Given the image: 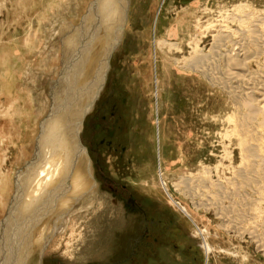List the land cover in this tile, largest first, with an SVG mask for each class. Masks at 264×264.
<instances>
[{
	"label": "rangeland",
	"instance_id": "1",
	"mask_svg": "<svg viewBox=\"0 0 264 264\" xmlns=\"http://www.w3.org/2000/svg\"><path fill=\"white\" fill-rule=\"evenodd\" d=\"M179 5L169 8L162 0H0V187L10 182L0 189V225L16 194L17 172L24 174L26 165H33L49 115L64 114L67 127L76 129L81 147L69 141L71 164L80 161L78 155L86 166L89 162L91 199L40 247L39 264H264V251L245 232H261L264 202H253L255 207L240 219L245 227L240 235L222 225L230 201L219 202L221 219L215 208L195 204L208 196L195 190L192 197L175 186L181 177L199 174L202 165H226L232 146L225 138L227 124L218 118L231 109L227 96L174 62L189 60L196 43L207 52L227 11L263 17L264 0H200L193 16L190 10L177 11L161 37L160 19ZM93 6L104 10V15L95 14L100 18L92 25L102 35L86 42L79 26L85 15L97 12ZM80 29L84 35L76 37ZM63 47L73 53L68 54L73 64L67 62V69H74L69 76L62 72ZM85 57L91 60L82 63ZM86 65L95 69L93 75L77 86L82 78L76 75L82 68L87 71ZM51 83L63 84L54 98L48 95ZM81 98L84 106L78 112L74 104ZM45 146L49 153L51 146ZM220 176L226 182L227 176ZM204 243L212 248L208 255ZM36 249L26 255L29 264ZM2 251L0 264L5 263Z\"/></svg>",
	"mask_w": 264,
	"mask_h": 264
},
{
	"label": "bare ground",
	"instance_id": "2",
	"mask_svg": "<svg viewBox=\"0 0 264 264\" xmlns=\"http://www.w3.org/2000/svg\"><path fill=\"white\" fill-rule=\"evenodd\" d=\"M118 5L113 6L110 13H115L114 11ZM96 8L97 12L91 10L92 13L88 16L85 15L86 17L83 18L79 26L82 32H84L86 40H88L86 42H89V40L90 42L96 40L102 35L101 31H99L100 34L97 31L99 35L93 32L96 27L94 29L92 25L98 22L96 18L100 16V14L99 16L97 15V17L95 16V14H98V11H100L99 7ZM101 9H103L102 6ZM117 9L120 16L121 13L119 12L122 9L121 4ZM100 12L104 15V10ZM234 23L236 27L233 29ZM68 25L69 24L65 26ZM102 26L103 24H100L98 29H101ZM115 26L114 24V28ZM63 27L64 26L60 27L61 30ZM69 27L72 28L71 26ZM81 29L78 34L77 30L75 31L76 34H74L76 37L77 35H84L81 33ZM117 30H119L118 25L116 31ZM72 34L73 33H71V35ZM62 35L60 39L63 38ZM71 35L68 36L72 38L73 35ZM66 36L64 35V39ZM64 39H61V41H64ZM71 42L69 41L68 43L70 44ZM72 44L74 43L72 42L70 47L73 48L77 45L75 44V46H72ZM93 44H95L94 41L92 45ZM198 44L196 43L193 46L192 57L189 60L180 63V61L176 59L174 62L180 70L199 75L208 85L217 87L224 93V96H227L228 108L231 109L221 114V117L218 118H220L221 122L227 124L225 138L228 139L229 147L232 146V148L230 147L231 151L229 152L226 150L228 152L227 155L225 154L226 158L224 157L227 161L226 165H222L223 161L219 162L218 166H213L211 168L202 165L199 174L181 177L175 186L192 197L196 194L195 190L201 191V194L200 192L199 194L202 195V197L203 195L208 196H205L207 200L203 199L204 201L206 200L205 203H203L204 201L202 200L203 202L195 201V204L197 207L204 205L206 209L210 207L215 208L220 214L218 215L221 219V210L223 211V209L220 203L222 200L230 201L227 209L228 213L224 216L225 219L223 218L224 222L222 225L227 230L242 235V230L245 229V227H243L244 225H239L240 219L246 216L251 208L255 207H253V202L259 199L260 202H264V15L261 17L254 11H243L239 14L227 11V17H223L221 24L217 26L216 33L213 34L212 43L207 52H203L202 49L198 47ZM85 46L87 47L86 43ZM168 46L179 49L176 44L170 43ZM64 47L63 49L67 50ZM70 47L68 46L67 48L69 49ZM77 48L78 47H76V49ZM88 48L89 45L87 49L85 48V51H87ZM63 51L62 55L64 58H62V65H64V67L62 72L67 73L66 71H68L67 74L69 76L72 73L71 69L74 71L72 68L73 66L70 70L67 69V66L70 67V64H73L70 59V55L73 53L67 50L64 51L63 54ZM78 51L80 50H77V52ZM69 53L70 55H68ZM79 53L81 54L82 51ZM92 59L94 61L93 57ZM87 60L90 61L91 58L84 60L82 63ZM67 62L71 63L67 65ZM86 66L87 71H82L85 68L83 65L84 68L79 70L78 74L74 72L75 75L77 74L76 76H78V78H82L80 82L77 81V86L78 83L83 84L86 76L90 78L93 75L94 68L91 70L89 65ZM76 67L74 65L75 69ZM88 68L92 72H90ZM81 71L82 73H80ZM83 72L86 74L84 75ZM70 78L67 79L70 80ZM76 78L77 77H75V79ZM62 81H60V83ZM65 84L67 85V83ZM60 87L59 85L53 86V83H51L48 88V95L54 98V94L58 93ZM91 89L90 87V90ZM59 95L61 94H58V96ZM81 102H83L82 98L79 105L74 104L76 108L78 106V112H80L84 106ZM52 109L50 111H52ZM49 116L50 117L47 116L48 119H46L44 127L41 129L33 165L31 164L32 166L30 167L26 165V163L27 171L24 174H22L23 172L21 171L17 172V180H15L17 187L16 194L9 206L8 218L3 222L4 224L2 223V225H0V232L3 237V239L1 237L3 244L1 243L2 247H0V250L2 251L3 249L2 253H4L5 256L4 264H29L26 262V255L32 254L33 252H31V249L36 247L37 249L34 251L36 256L33 254L31 259L34 260L32 264H39L40 247H43L45 241L49 239L51 235L63 228L71 213L82 208L91 199L92 186L88 173L89 162L88 166H86L87 162L84 160V156L81 158V156L78 155L80 157L79 163L76 162L71 164L72 155H70L68 148L69 141L73 138L72 141H74V145L76 144L78 147H81V142L78 137L75 136L76 129L74 127V129H72V127L68 126L71 128L70 130L67 127L66 120L63 119L61 115L56 116L54 114V116ZM73 122L77 124L76 119H73ZM45 145L51 146V153L46 151L47 155L44 154L46 152L43 150L45 147H48ZM224 147L226 148V145ZM233 148L237 149L239 155V160L236 165V158H234V152H236V150ZM223 152L226 153L225 151ZM74 154L76 155L77 151ZM44 155H46L45 158ZM214 175L217 177L216 180H212ZM220 175L227 176V178L223 177L226 182L222 181L223 179H221ZM68 180H71V184L67 183ZM9 183V180H5L4 185L0 187L1 191L4 190ZM211 197L215 200H212ZM255 204H257V202ZM261 223H263L261 232H258L254 228L252 230L250 229V231L245 230V232H248L251 239L260 246V250L264 251V222ZM204 249L207 255L212 250L211 246L206 243H204ZM0 255L3 256V254ZM8 255L11 257L8 258Z\"/></svg>",
	"mask_w": 264,
	"mask_h": 264
},
{
	"label": "crops",
	"instance_id": "3",
	"mask_svg": "<svg viewBox=\"0 0 264 264\" xmlns=\"http://www.w3.org/2000/svg\"><path fill=\"white\" fill-rule=\"evenodd\" d=\"M162 3H166L169 8L171 7H176L177 3H180L179 7L173 12L172 15L163 17L160 19L161 25H160V30L162 33L161 37L166 36V31L169 27V22L172 17L176 14L177 11H183V10H190L192 11V16L197 9L198 5L200 4V0H162ZM190 21L192 20V17L189 18ZM163 23V24H162ZM179 35V34H178Z\"/></svg>",
	"mask_w": 264,
	"mask_h": 264
}]
</instances>
